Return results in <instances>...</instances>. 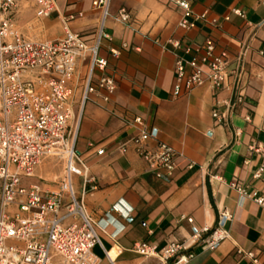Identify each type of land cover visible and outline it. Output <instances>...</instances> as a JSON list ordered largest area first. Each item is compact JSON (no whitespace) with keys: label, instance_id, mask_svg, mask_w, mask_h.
I'll return each instance as SVG.
<instances>
[{"label":"crops","instance_id":"0c3cea01","mask_svg":"<svg viewBox=\"0 0 264 264\" xmlns=\"http://www.w3.org/2000/svg\"><path fill=\"white\" fill-rule=\"evenodd\" d=\"M93 2L55 0L49 16L37 17L33 0H17L12 20L33 40L59 39L65 26L91 39L102 24L108 35L101 40L99 55L107 60V72L117 85L109 102L91 95L93 101L81 108L88 61L78 62L70 83L72 139L98 184L84 196V213L98 225L100 243L93 253L99 264H164L155 256L133 252L137 241L158 247L183 242L180 254L191 255L183 264H264V206L252 198L264 196V174L253 177L262 157L249 149L252 144L264 146V3L195 0L193 12H206V18L184 30L178 26L181 9L171 0H108L105 15ZM121 9L129 13V22L116 19ZM206 38L214 41L216 52L227 53L228 71L237 69L240 58L237 83L230 76L220 92L203 85L174 97L176 58L198 57L184 49H194ZM112 50L119 55L113 56ZM97 77L95 71L94 82ZM239 96L241 102H236ZM224 99L235 102L229 112L221 103ZM216 107L225 112L224 124L211 116ZM135 116L151 130L149 145L163 142L183 154L170 180L155 178L134 152L129 140L137 130L124 120ZM122 143H127L124 151L119 149ZM54 160L43 159L32 177H22V186L57 189L63 165ZM72 183L79 197L81 178L73 177ZM239 189L251 197L242 196ZM8 211L11 217L25 215L16 205ZM203 227L209 231L196 235ZM217 227L228 236L209 248V234ZM49 264H60V259L53 257Z\"/></svg>","mask_w":264,"mask_h":264},{"label":"built area","instance_id":"2783aa9c","mask_svg":"<svg viewBox=\"0 0 264 264\" xmlns=\"http://www.w3.org/2000/svg\"><path fill=\"white\" fill-rule=\"evenodd\" d=\"M33 1L37 17H47L55 10V0ZM171 1L181 9L180 28L188 30L205 20L206 12H193L195 0ZM259 1L264 3V0ZM16 2L0 0V264H49L53 257H58L60 264H99V258L93 253L94 246L100 243L98 225L84 213V196L96 190L98 184L72 139L74 101L70 83L78 62L88 61L81 108L87 101H93L91 95H96L101 103L109 102L117 85L107 72V60L99 55L101 40L108 35L103 33L101 24L91 39H85L66 26L64 36L59 39H28L12 20ZM93 6L101 8L105 15L108 0H94ZM232 12L244 16L239 9H232ZM116 19L127 23L130 15L121 9ZM173 45L179 47L177 42ZM184 52L199 55L188 60L176 58L174 97L203 85H208L214 93L220 92L226 88L230 76L237 83L242 71L240 58L238 70L228 71V55L225 51L216 52L212 39L206 38L201 45L185 48ZM111 53L115 57L119 55L118 50ZM95 71H98L96 82L93 81ZM236 102H241L240 96ZM221 103L229 112L235 102L224 99ZM211 116L218 124L226 121L225 112L217 107ZM124 122L137 130L129 142L149 172L159 180H170L179 161L184 160L183 154L163 142L149 145L151 130L140 116ZM126 145L122 143L119 149L124 151ZM249 149L262 157L253 175L260 178L264 174V146L252 144ZM97 154H102V150ZM47 157L63 165L57 189L38 184L22 186V177H32L35 168ZM187 167H191V162ZM75 176L81 178L79 197L72 183ZM239 191L242 196L251 197ZM252 198L264 206V196L253 194ZM13 205L25 215L11 217L8 209ZM111 210L117 212L118 208L112 206ZM186 219L192 222L191 218ZM208 231L203 227L196 235ZM227 236L226 230L217 227L210 232L206 245L213 248ZM131 250L139 256H155L164 264H183L191 257L180 254L185 250L183 242L158 247L148 241H137Z\"/></svg>","mask_w":264,"mask_h":264},{"label":"rangeland","instance_id":"374dc122","mask_svg":"<svg viewBox=\"0 0 264 264\" xmlns=\"http://www.w3.org/2000/svg\"><path fill=\"white\" fill-rule=\"evenodd\" d=\"M54 161H59V160L56 159V160H54Z\"/></svg>","mask_w":264,"mask_h":264},{"label":"water","instance_id":"95a60500","mask_svg":"<svg viewBox=\"0 0 264 264\" xmlns=\"http://www.w3.org/2000/svg\"><path fill=\"white\" fill-rule=\"evenodd\" d=\"M154 133V132H153Z\"/></svg>","mask_w":264,"mask_h":264}]
</instances>
